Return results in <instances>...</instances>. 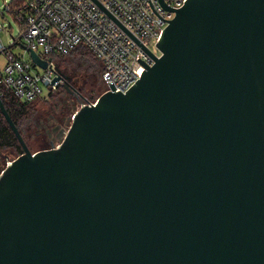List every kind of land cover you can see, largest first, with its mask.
Wrapping results in <instances>:
<instances>
[{
    "label": "water",
    "instance_id": "95a60500",
    "mask_svg": "<svg viewBox=\"0 0 264 264\" xmlns=\"http://www.w3.org/2000/svg\"><path fill=\"white\" fill-rule=\"evenodd\" d=\"M94 1L154 63L35 152L0 98L24 151L0 174V264H264V0L172 19L149 0L160 55Z\"/></svg>",
    "mask_w": 264,
    "mask_h": 264
},
{
    "label": "built area",
    "instance_id": "2783aa9c",
    "mask_svg": "<svg viewBox=\"0 0 264 264\" xmlns=\"http://www.w3.org/2000/svg\"><path fill=\"white\" fill-rule=\"evenodd\" d=\"M99 1L152 51V40L156 44L169 24L157 15L149 0ZM151 2L163 18L172 19L176 13L168 7L177 9L185 0ZM5 11L12 13L19 22L22 34L6 47L1 37L4 27L0 26V55L6 57L4 67H0L2 100L6 91L24 102L48 98L49 95H44V87L53 93L65 81L54 82L59 73L51 55H66L81 45L90 49L100 61L104 92L113 90L112 81L116 91L127 92L146 69L139 58L148 65L154 63L153 57L94 0H10L5 1ZM18 44L25 47L30 58L13 52L12 47ZM30 49H35L43 59L51 58L47 68L33 61ZM95 103L96 100L85 99L82 105Z\"/></svg>",
    "mask_w": 264,
    "mask_h": 264
},
{
    "label": "rangeland",
    "instance_id": "374dc122",
    "mask_svg": "<svg viewBox=\"0 0 264 264\" xmlns=\"http://www.w3.org/2000/svg\"><path fill=\"white\" fill-rule=\"evenodd\" d=\"M5 1L10 0H0V26L4 27L1 32L3 42L6 47H9L12 45L14 38L20 37L22 32L19 22L14 18L12 13L8 11L3 12ZM151 47L154 52L161 53L154 40L151 42ZM80 49L89 51L100 62L97 56L87 47L83 46ZM12 50L16 54H25L27 58H30L29 52L21 44L12 47ZM68 57V55L55 54L53 60L64 73L76 75L75 88H71L73 92H69L67 88L60 84L54 93L62 90V88L64 89L63 93L50 97L51 93L49 89L44 87V95H49V97L35 100L34 111L22 124L23 134L33 152L51 148L50 138L52 137L56 139L55 145H59L72 124L73 114L80 109L85 99L97 100L105 90L102 71L98 74L95 72L94 67H91L90 63H86L83 66L81 62L68 61ZM5 62V55H0V67H4ZM63 117H65L63 120V130L60 132L57 127L60 121L62 122ZM17 156L18 152L16 149L0 150V174L7 163Z\"/></svg>",
    "mask_w": 264,
    "mask_h": 264
},
{
    "label": "trees",
    "instance_id": "16d2710c",
    "mask_svg": "<svg viewBox=\"0 0 264 264\" xmlns=\"http://www.w3.org/2000/svg\"><path fill=\"white\" fill-rule=\"evenodd\" d=\"M80 47H83V45L76 47L73 51L64 56L68 55V61L71 60L74 62H81L83 66L86 63H90L91 67H94L95 72L99 74V72L102 71L100 62H98L97 59L89 53V51L85 49H80ZM54 55L51 56L54 57ZM63 90L64 89L62 88V90L58 91L57 93H54V91L50 94V97H54L59 95L60 93H63ZM35 102V100L30 102H24L15 97L11 91H6L3 96L4 105L11 117L13 118L14 122L18 126V128L21 130L22 134L24 133L22 124L28 117H30V114L34 111ZM11 148L16 149L18 155L24 152L19 140L17 139L6 117L0 109V150H8Z\"/></svg>",
    "mask_w": 264,
    "mask_h": 264
},
{
    "label": "flooded vegetation",
    "instance_id": "af4514ba",
    "mask_svg": "<svg viewBox=\"0 0 264 264\" xmlns=\"http://www.w3.org/2000/svg\"><path fill=\"white\" fill-rule=\"evenodd\" d=\"M71 70H73V69H71ZM73 72H74V70H73ZM69 76L71 77V80H69V81L65 80L61 84L65 88H67V86L70 87V88H75L74 87V84H75L74 82L76 81V75L73 74V75H69ZM64 119H65V117H63L62 122L60 121V123L58 124V127H57L59 129L58 131H60V132H62V130H63L62 127H63V120ZM55 141H56V139L54 137L50 138V145L53 146L55 144Z\"/></svg>",
    "mask_w": 264,
    "mask_h": 264
}]
</instances>
